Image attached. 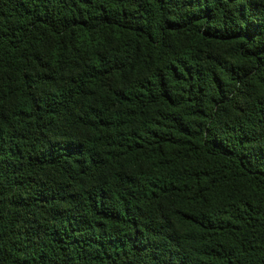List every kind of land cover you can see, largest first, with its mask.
<instances>
[{"label":"trees","instance_id":"trees-1","mask_svg":"<svg viewBox=\"0 0 264 264\" xmlns=\"http://www.w3.org/2000/svg\"><path fill=\"white\" fill-rule=\"evenodd\" d=\"M0 264H264V0H0Z\"/></svg>","mask_w":264,"mask_h":264}]
</instances>
